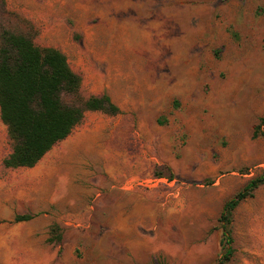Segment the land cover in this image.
Wrapping results in <instances>:
<instances>
[{"label":"rangeland","instance_id":"374dc122","mask_svg":"<svg viewBox=\"0 0 264 264\" xmlns=\"http://www.w3.org/2000/svg\"><path fill=\"white\" fill-rule=\"evenodd\" d=\"M1 28L60 49L79 95L119 112L86 111L38 161L26 205L40 210L0 264H217L224 202L264 176V0H0ZM10 151L0 119V161ZM119 170L135 191L105 203ZM230 229L225 264H264V181Z\"/></svg>","mask_w":264,"mask_h":264},{"label":"trees","instance_id":"16d2710c","mask_svg":"<svg viewBox=\"0 0 264 264\" xmlns=\"http://www.w3.org/2000/svg\"><path fill=\"white\" fill-rule=\"evenodd\" d=\"M81 77L70 67L66 55L53 46L36 45L30 34L8 28L0 30V119L7 126L11 151L3 158L5 167H32L52 146L65 139L82 121L86 111L119 112L107 94L81 97ZM73 100L66 101L63 95ZM264 117L256 125L264 138ZM264 181L250 179L223 204L218 216L221 249L217 264L233 254L230 229L233 209ZM34 214H18L16 221ZM60 238V236H59Z\"/></svg>","mask_w":264,"mask_h":264},{"label":"crops","instance_id":"0c3cea01","mask_svg":"<svg viewBox=\"0 0 264 264\" xmlns=\"http://www.w3.org/2000/svg\"><path fill=\"white\" fill-rule=\"evenodd\" d=\"M107 144L108 146L111 145V138L107 139ZM120 148H118L119 150ZM101 156L104 160H109L111 157L113 159H118L119 161L122 160L123 163H125L124 159V154L121 153L120 151L117 152L116 154H112L111 148H107L103 150L101 153ZM118 157V158H117ZM122 158V159H121ZM3 160V159H2ZM2 160L0 161V167H2L4 173H5V180H0V187L2 185H7L8 188H13L14 190L11 192H8L7 196V201H9V205L6 207H3L0 210V217L3 221L0 222V228L5 230V236L0 237V247L4 248L6 252H4L3 255H8L10 254L9 252L14 250L16 246V240H18L19 236L25 233V228H26V220H20L16 221L15 216L18 214H26V213H31L35 214L37 213L40 209H37L33 203H28L26 205V194L28 193L26 191V182H36L40 181L42 177L46 175L45 172L37 171L38 166L37 163L32 166V167H16V168H11V167H5L2 164ZM32 169L29 171V174L26 173V170L23 169ZM122 174L121 170H119L118 174L114 176V179L117 181V183L111 182L110 185L107 187L108 191H105L104 197H103V202L105 203H113L117 199L114 197V190L118 189V192L122 194H126L128 189H132L135 191V188L128 187L127 182H121ZM137 178V177H134ZM125 180V179H124ZM138 183V182H137ZM11 186V187H10ZM131 190V191H132ZM99 194V193H98ZM96 194V195H98ZM142 197V194L141 196ZM97 198V196L95 197ZM16 201V203H13ZM104 206H106L104 204ZM45 215H52L51 211H48L45 213ZM120 224L121 221H118ZM124 224L125 221H122ZM25 230V231H24ZM21 237V236H20Z\"/></svg>","mask_w":264,"mask_h":264}]
</instances>
